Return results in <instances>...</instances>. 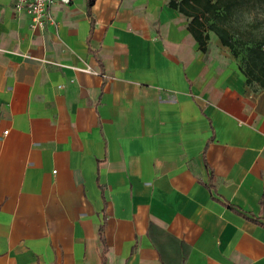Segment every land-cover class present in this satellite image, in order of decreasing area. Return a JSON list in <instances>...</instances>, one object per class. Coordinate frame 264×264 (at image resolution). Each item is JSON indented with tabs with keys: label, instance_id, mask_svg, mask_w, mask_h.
<instances>
[{
	"label": "crops",
	"instance_id": "0c3cea01",
	"mask_svg": "<svg viewBox=\"0 0 264 264\" xmlns=\"http://www.w3.org/2000/svg\"><path fill=\"white\" fill-rule=\"evenodd\" d=\"M16 1L0 264H103L101 226L105 264H264V226L226 206L261 217L264 89L216 35L203 52L170 0H56L44 29Z\"/></svg>",
	"mask_w": 264,
	"mask_h": 264
},
{
	"label": "trees",
	"instance_id": "16d2710c",
	"mask_svg": "<svg viewBox=\"0 0 264 264\" xmlns=\"http://www.w3.org/2000/svg\"><path fill=\"white\" fill-rule=\"evenodd\" d=\"M95 1L88 0V8H91ZM254 1L257 0H170L169 6L178 10L189 19L188 29L203 52H207L208 50L211 39L210 34H215L219 43L223 47L231 50L234 58H237L240 55L239 50H237L238 40L234 38L235 35L232 32L229 22L237 10L248 4L257 3ZM251 42H253L252 46L242 47L245 48L247 53L243 61L244 65L240 69L245 75L248 85L257 82L264 87V41L256 43L255 40H251ZM214 181V177L212 176L208 185L210 189H213ZM226 206L241 214L246 219L264 226V222H262V219H264V195L261 199V217L242 212L230 204H226ZM99 233L104 245L102 261L105 264L107 247L103 242L104 226L100 227ZM162 261H164L163 257Z\"/></svg>",
	"mask_w": 264,
	"mask_h": 264
},
{
	"label": "built area",
	"instance_id": "2783aa9c",
	"mask_svg": "<svg viewBox=\"0 0 264 264\" xmlns=\"http://www.w3.org/2000/svg\"><path fill=\"white\" fill-rule=\"evenodd\" d=\"M69 2V0H61ZM56 0H17L15 9L18 13H26L32 20V27L44 29L47 25L56 26L57 21L52 13Z\"/></svg>",
	"mask_w": 264,
	"mask_h": 264
},
{
	"label": "clouds",
	"instance_id": "9594fccd",
	"mask_svg": "<svg viewBox=\"0 0 264 264\" xmlns=\"http://www.w3.org/2000/svg\"><path fill=\"white\" fill-rule=\"evenodd\" d=\"M258 20H264V0H257L254 7L237 10L229 24L239 32L251 31L258 39L264 38V23H261L258 28H252ZM234 38L238 39L239 36Z\"/></svg>",
	"mask_w": 264,
	"mask_h": 264
},
{
	"label": "rangeland",
	"instance_id": "374dc122",
	"mask_svg": "<svg viewBox=\"0 0 264 264\" xmlns=\"http://www.w3.org/2000/svg\"><path fill=\"white\" fill-rule=\"evenodd\" d=\"M254 2H257V1H254ZM256 3L254 4H248L242 8H245V7H248V8H251V7H254ZM261 23H264V20H258L254 25H252V28H258L260 26ZM232 28V32L233 34L235 35L234 37L236 36H239V38L237 39L238 40V47H237V50H239L240 52V55L237 57V58H234L233 56V52H231V50H229L231 56L236 59V62L239 66V68H241L244 63V59L246 58V51H245V48L246 47H250L253 45V42H251V40H255L256 43H259L260 41H264V38H257L256 36L253 35V33L251 31H247V32H239L238 29H235L233 27ZM215 35V34H213ZM218 39V38H217ZM236 39V38H235ZM241 41H240V40ZM243 43H245L244 45H242ZM245 47V48H242V47ZM251 87H253L254 89H264V87H262L259 83L257 82H253V84L250 85Z\"/></svg>",
	"mask_w": 264,
	"mask_h": 264
}]
</instances>
